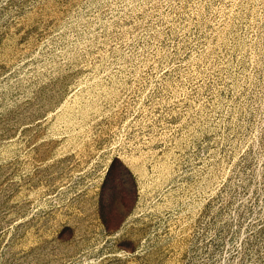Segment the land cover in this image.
Here are the masks:
<instances>
[{
    "label": "rangeland",
    "instance_id": "rangeland-1",
    "mask_svg": "<svg viewBox=\"0 0 264 264\" xmlns=\"http://www.w3.org/2000/svg\"><path fill=\"white\" fill-rule=\"evenodd\" d=\"M0 264H264V0H0Z\"/></svg>",
    "mask_w": 264,
    "mask_h": 264
}]
</instances>
